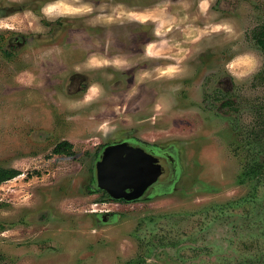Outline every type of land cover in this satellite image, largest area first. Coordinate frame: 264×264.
<instances>
[{
	"label": "rangeland",
	"instance_id": "1",
	"mask_svg": "<svg viewBox=\"0 0 264 264\" xmlns=\"http://www.w3.org/2000/svg\"><path fill=\"white\" fill-rule=\"evenodd\" d=\"M263 25L264 0H0V264H264ZM131 137L176 170L112 200L98 155Z\"/></svg>",
	"mask_w": 264,
	"mask_h": 264
},
{
	"label": "water",
	"instance_id": "2",
	"mask_svg": "<svg viewBox=\"0 0 264 264\" xmlns=\"http://www.w3.org/2000/svg\"><path fill=\"white\" fill-rule=\"evenodd\" d=\"M96 167L99 187L113 198L128 200L139 198L162 172L157 157L125 143L108 146Z\"/></svg>",
	"mask_w": 264,
	"mask_h": 264
},
{
	"label": "flooded vegetation",
	"instance_id": "3",
	"mask_svg": "<svg viewBox=\"0 0 264 264\" xmlns=\"http://www.w3.org/2000/svg\"><path fill=\"white\" fill-rule=\"evenodd\" d=\"M123 143H125L127 146L132 147L133 149H137V151L139 149H142L146 153L151 154V155L158 158V163L161 164L162 172L159 175L157 181L155 183H153L152 185L148 186L147 189L144 191V193L139 198L133 199V200H138L140 198L150 197L151 195H153L155 192L158 191V188L160 186L163 187L162 176L165 175L167 173V171H169V173H170L169 175H172L173 173H175L174 170H176V168L174 166L177 165V156H175L173 153H170L167 150L162 151L161 148L154 146L152 144L142 142L141 140H136L133 137L121 140V142L105 144L98 156H100V159H101V156L103 155L105 149L108 146L123 144ZM124 155H127V153H124ZM96 170H97V167H96ZM96 177H97V173H96ZM158 185H159V187H158ZM128 190H131V189H128ZM106 193L109 195L108 198L110 197L112 200L128 201V199H124V198H119V199L113 198L107 191H106ZM117 202H119V201H117Z\"/></svg>",
	"mask_w": 264,
	"mask_h": 264
},
{
	"label": "clouds",
	"instance_id": "4",
	"mask_svg": "<svg viewBox=\"0 0 264 264\" xmlns=\"http://www.w3.org/2000/svg\"><path fill=\"white\" fill-rule=\"evenodd\" d=\"M50 10H51L50 8L45 9V11H50ZM235 63L236 62H234V61H230L225 65V68L230 75L239 76L240 73H238L236 71ZM247 63L249 64L248 72L250 73L252 71H255V69L257 67V61L255 60V58L249 57L247 60Z\"/></svg>",
	"mask_w": 264,
	"mask_h": 264
},
{
	"label": "trees",
	"instance_id": "5",
	"mask_svg": "<svg viewBox=\"0 0 264 264\" xmlns=\"http://www.w3.org/2000/svg\"><path fill=\"white\" fill-rule=\"evenodd\" d=\"M258 42L260 46L264 50V25L261 27L260 35L258 36ZM70 148V143L69 142H61L58 144L57 148H55V152L57 153H65L67 149Z\"/></svg>",
	"mask_w": 264,
	"mask_h": 264
}]
</instances>
